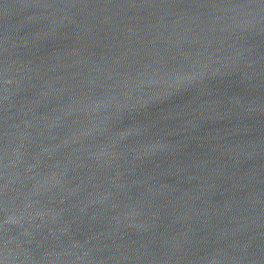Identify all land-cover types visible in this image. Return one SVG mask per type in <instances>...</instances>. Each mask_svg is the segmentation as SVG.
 I'll use <instances>...</instances> for the list:
<instances>
[{
    "label": "water",
    "instance_id": "obj_1",
    "mask_svg": "<svg viewBox=\"0 0 264 264\" xmlns=\"http://www.w3.org/2000/svg\"><path fill=\"white\" fill-rule=\"evenodd\" d=\"M0 264H264V0H0Z\"/></svg>",
    "mask_w": 264,
    "mask_h": 264
}]
</instances>
